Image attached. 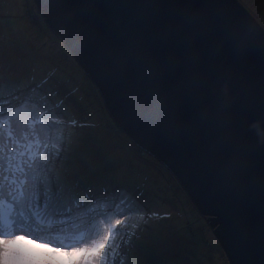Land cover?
I'll use <instances>...</instances> for the list:
<instances>
[{"label":"water","instance_id":"water-1","mask_svg":"<svg viewBox=\"0 0 264 264\" xmlns=\"http://www.w3.org/2000/svg\"><path fill=\"white\" fill-rule=\"evenodd\" d=\"M33 1L115 125L173 174L229 264H264V153L251 142H264V29L255 18L237 0Z\"/></svg>","mask_w":264,"mask_h":264},{"label":"rangeland","instance_id":"rangeland-1","mask_svg":"<svg viewBox=\"0 0 264 264\" xmlns=\"http://www.w3.org/2000/svg\"><path fill=\"white\" fill-rule=\"evenodd\" d=\"M237 1L264 29V0ZM32 5L0 0V182L19 175L14 167L9 174V157L23 166L35 155L47 161L36 200L41 208L59 201L57 218L70 221L105 200L125 212L132 207L124 243L108 264H229L180 184L115 126L60 39L28 11ZM97 183L112 187L84 196Z\"/></svg>","mask_w":264,"mask_h":264},{"label":"snow or ice","instance_id":"snow-or-ice-1","mask_svg":"<svg viewBox=\"0 0 264 264\" xmlns=\"http://www.w3.org/2000/svg\"><path fill=\"white\" fill-rule=\"evenodd\" d=\"M244 42L241 36L240 47ZM223 94V105L227 107L231 102L227 93ZM164 107L161 102L154 111L158 114ZM260 119L264 121V116ZM248 131L259 135L258 129ZM251 142L264 153V142L257 144L255 136ZM22 164L9 157V174L14 167L19 175L12 183L7 177L0 182V264H108L110 255L124 243L121 234L128 228L126 222L134 209L129 207L125 212L105 200L103 207L97 202L70 221L57 219L62 215L59 201L47 200L41 208L36 200L47 161L33 155Z\"/></svg>","mask_w":264,"mask_h":264},{"label":"clouds","instance_id":"clouds-1","mask_svg":"<svg viewBox=\"0 0 264 264\" xmlns=\"http://www.w3.org/2000/svg\"><path fill=\"white\" fill-rule=\"evenodd\" d=\"M34 2V1H33ZM32 7L33 8H29L28 9V11L29 12H34V15L36 16V17H38L39 19H40V17H41V15H40V12H39V10H38V8H37V6L35 5V3H34V6L32 5ZM27 9V8H26ZM28 14V13H27ZM40 16V17H39ZM42 19H43V17H42ZM43 21H44V19H43ZM45 23V22H44ZM46 25V24H45ZM50 29V28H49ZM52 32V31H51ZM53 33V32H52ZM54 35V34H53ZM55 36V35H54ZM56 37V36H55ZM57 38V37H56ZM60 39V38H59ZM60 41L62 42V44H63V46H64V43H63V41L60 39ZM64 48H66L65 46H64ZM66 50H67V52H68V54L72 57V55L70 54V52L68 51V49L66 48ZM72 59H74L73 57H72ZM74 61L76 62V60L74 59ZM76 64H77V66H78V68H79V65H78V63L76 62ZM80 69V68H79ZM81 71H82V69H80ZM82 73H83V71H82ZM84 74V73H83ZM85 75V74H84ZM86 76V75H85ZM87 77V76H86ZM86 80H89V78L87 77V79ZM90 81V83L91 84H93V86L95 87V89H96V86H95V83L94 82H91V80H89ZM97 90V89H96ZM98 93H99V91H98ZM99 95H100V93H99ZM100 98H101V95H100ZM9 100H11V99H9ZM8 100V101H9ZM16 101V100H15ZM101 101H102V99H101ZM14 102V101H13ZM103 104H104V102H103ZM104 108H105V106H104ZM106 110V109H105ZM108 113V112H107ZM108 115H109V113H108ZM110 117V116H109ZM111 118V117H110ZM112 119V118H111ZM113 121V120H112ZM114 124H115V122H114ZM116 126V125H115ZM118 128V127H117ZM119 129V128H118ZM120 130V129H119ZM121 131V130H120ZM122 132V131H121ZM126 135V134H125ZM128 137V136H127ZM130 140V139H129ZM130 143H132V146L135 148V150L136 151H140V152H144V151H142L141 150V148L139 147V146H137L134 142H131L130 141ZM145 153V152H144ZM145 154H147V153H145ZM148 155V154H147ZM149 156V155H148ZM154 159V158H153ZM155 160V159H154ZM156 161V160H155ZM157 162V161H156ZM158 163V162H157ZM160 164V163H159ZM160 165H162V164H160ZM166 169V168H165ZM171 174V173H170ZM171 175H173V174H171ZM174 177V176H173ZM175 178V177H174ZM176 180V179H175ZM177 181V180H176ZM178 183V182H177ZM97 185V184H96ZM110 188L112 187V186H109ZM109 188V189H110ZM108 189V190H109ZM89 191V189L86 191V193L88 194V193H90V192H88ZM99 191V190H98ZM106 192V189H103L102 191H100L99 193H97V194H100V193H105ZM85 193V195L84 196H86L87 197V194ZM94 193V192H93ZM95 194V193H94ZM97 194H95L94 195V198H95V196L97 195ZM79 201H77L76 202V204L78 203ZM92 202H93V200H92ZM88 203V201L86 202V204ZM75 204V205H76ZM74 206V205H73ZM73 206H71L70 208L71 209H75L76 207H79L80 205H76V207H73ZM229 262V261H228ZM5 264H7V262H5Z\"/></svg>","mask_w":264,"mask_h":264},{"label":"trees","instance_id":"trees-1","mask_svg":"<svg viewBox=\"0 0 264 264\" xmlns=\"http://www.w3.org/2000/svg\"><path fill=\"white\" fill-rule=\"evenodd\" d=\"M108 185H105V186H102L100 183H97V185L96 184H94V186L92 185L91 186V189L88 191V192H94L95 194H97V193H99L100 191H102L103 189H106V191H108V189L110 188V187H107ZM97 188H99V189H97ZM97 190H99V191H97ZM97 191V192H96ZM87 194V193H86ZM78 204V203H77ZM76 204V205H77ZM76 205L74 204V206L73 207H76ZM176 263V261H171V262H167L166 264H175Z\"/></svg>","mask_w":264,"mask_h":264},{"label":"bare ground","instance_id":"bare-ground-1","mask_svg":"<svg viewBox=\"0 0 264 264\" xmlns=\"http://www.w3.org/2000/svg\"><path fill=\"white\" fill-rule=\"evenodd\" d=\"M57 219H59V218H57ZM66 221H69V220H66Z\"/></svg>","mask_w":264,"mask_h":264}]
</instances>
